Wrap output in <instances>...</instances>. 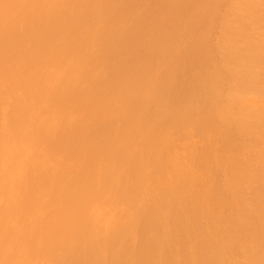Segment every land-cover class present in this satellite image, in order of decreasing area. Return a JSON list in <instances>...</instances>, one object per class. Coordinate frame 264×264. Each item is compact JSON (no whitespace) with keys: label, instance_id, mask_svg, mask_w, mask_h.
I'll list each match as a JSON object with an SVG mask.
<instances>
[{"label":"bare ground","instance_id":"obj_1","mask_svg":"<svg viewBox=\"0 0 264 264\" xmlns=\"http://www.w3.org/2000/svg\"><path fill=\"white\" fill-rule=\"evenodd\" d=\"M0 264H264V0H0Z\"/></svg>","mask_w":264,"mask_h":264},{"label":"clouds","instance_id":"obj_2","mask_svg":"<svg viewBox=\"0 0 264 264\" xmlns=\"http://www.w3.org/2000/svg\"><path fill=\"white\" fill-rule=\"evenodd\" d=\"M11 151V147L7 140L0 136V168H3L7 160V154Z\"/></svg>","mask_w":264,"mask_h":264}]
</instances>
